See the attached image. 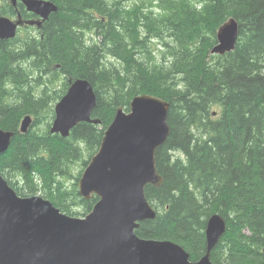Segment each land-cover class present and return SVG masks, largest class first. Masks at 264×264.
Wrapping results in <instances>:
<instances>
[{"label": "trees", "instance_id": "obj_1", "mask_svg": "<svg viewBox=\"0 0 264 264\" xmlns=\"http://www.w3.org/2000/svg\"><path fill=\"white\" fill-rule=\"evenodd\" d=\"M50 1L59 8L39 31L43 39L32 32L0 39V129L14 132L0 172L11 188L21 197L44 192L70 217L79 203L85 217L99 199H83L79 180L118 108L129 112L136 96H156L169 103L171 134L156 153L164 183L145 190L157 217L137 236L176 242L196 262L207 252V222L219 213L227 231L211 261L264 264V0H159L158 14H143L140 34L128 27L138 23L139 7L127 9L122 0ZM89 10L106 21L97 18L88 45L82 31ZM17 13L31 18L20 2L0 5V15ZM232 18L239 24L236 49L211 55L219 28ZM153 38L164 42L161 62L148 48ZM61 75L68 82L56 89ZM80 78L94 87L91 118L100 124L79 123L66 138L52 134V103L66 94L69 79ZM26 116L33 122L21 133ZM77 163L71 200L62 179Z\"/></svg>", "mask_w": 264, "mask_h": 264}, {"label": "water", "instance_id": "obj_2", "mask_svg": "<svg viewBox=\"0 0 264 264\" xmlns=\"http://www.w3.org/2000/svg\"><path fill=\"white\" fill-rule=\"evenodd\" d=\"M10 1L14 6L21 1L42 21L0 16L1 40L15 38L24 24L40 26L59 8L48 0ZM238 39L239 24L229 19L218 30L211 55L234 51ZM96 105L97 95L87 79L70 81L68 92L55 106L51 133L66 138L79 123L100 124L91 118ZM168 113L169 103L145 94L131 101L129 112L118 108L79 180L83 199H99L83 218L62 213L42 197L19 196L0 172V264H215L211 252L227 231V221L219 213L207 222V252L196 262L176 242L144 240L136 234L143 222L157 217L145 190L164 183L156 153L171 134ZM32 121L26 116L20 132L27 133ZM13 137L14 132L0 129V155Z\"/></svg>", "mask_w": 264, "mask_h": 264}, {"label": "rangeland", "instance_id": "obj_3", "mask_svg": "<svg viewBox=\"0 0 264 264\" xmlns=\"http://www.w3.org/2000/svg\"><path fill=\"white\" fill-rule=\"evenodd\" d=\"M118 1H120V0H118ZM127 4L129 5L128 8L131 10H136L137 7H139L140 12L138 13V18H139L138 23L137 24L133 23V24L128 26L129 28H134V29L137 28L139 34L141 33V29H142V25H141L140 20L142 19L143 14L148 13L149 11H156L158 14V12L160 11V8H159L160 1L159 0H127ZM125 7L127 8V6H125ZM135 14L136 13H134V15ZM31 31H33V30H31ZM28 32H29V30H28ZM26 34H27V32L24 29V30L20 31L19 37L24 38L26 36ZM163 44H164V42L160 39L153 38L150 40L148 48H149V50H151L153 61L161 62V59L163 60L164 50H165V47L163 46ZM130 48H133V47L131 46ZM130 48H128V49H130ZM133 51H135L136 57L141 56L136 52V50H133ZM65 77H66L65 75H61V77L58 79V81H56V83L54 85V87L56 89H58V88L62 89L63 84L68 82ZM56 103H57V101L52 103L53 107H55ZM216 111H218L217 108L214 109V112H216ZM32 119H33V117H32ZM81 168H82V164H80V163L75 164L73 166V176L62 179L65 182L66 190L70 192L69 197H71V200H72V198L74 196V192H75L74 185L76 184V178L78 177V173L81 170ZM22 185L23 184L20 183V186H22ZM43 193L44 192L37 193V196L41 197V196H43ZM69 197H68V199H69ZM72 203H74V201H71V204ZM72 207H73V210L78 213L77 215H74V217L83 218L81 216V214L83 213L82 206L78 203L77 205H74V206L72 204Z\"/></svg>", "mask_w": 264, "mask_h": 264}, {"label": "flooded vegetation", "instance_id": "obj_4", "mask_svg": "<svg viewBox=\"0 0 264 264\" xmlns=\"http://www.w3.org/2000/svg\"><path fill=\"white\" fill-rule=\"evenodd\" d=\"M8 2V3H10V1L9 0H0V5L3 3V2ZM22 3L21 1H18L17 2V4L15 5V6H13V7H17V5H18V3ZM11 4V3H10ZM23 4V3H22ZM122 4L124 5V6H127V9H128V7H129V5L127 4V0H122ZM24 5V4H23ZM58 6V5H57ZM59 7V6H58ZM54 14V13H53ZM53 14H51L50 16H49V18H48V20H46V21H44V22H42V24L39 26V25H37V24H34V25H32V26H30V25H26V24H24L21 28H19V32L20 31H22V30H26V32L28 33V30H29V32H33V35H34V37H40V38H44V34H42V35H40L39 34V31H41L42 29H43V27L45 26V24L47 23V22H49L50 21V19H51V17H52V15ZM20 16V17H19ZM31 18L30 19H24V17H23V15H21L20 13H17L16 15H14L13 17H9V18H12L13 20H17V19H19V18H21L24 22H26V21H38V22H41L42 21V19H41V17L39 16V15H36V14H34V13H32L31 12ZM97 18H99V20L103 23V22H105L106 20H105V18H103V17H101V16H99V15H96V11H94V10H89V11H87V13H86V17H85V19H84V25L86 24V23H90V25L89 26H87V25H85V27H84V31H82L83 32V40H84V42L86 43V44H91V42H94V40H95V26H96V23H97ZM90 26H92V29L90 28ZM31 30H33V31H31ZM81 32V31H80ZM10 40H12V39H10ZM9 41V40H8Z\"/></svg>", "mask_w": 264, "mask_h": 264}]
</instances>
